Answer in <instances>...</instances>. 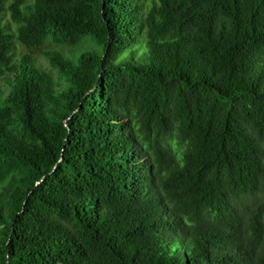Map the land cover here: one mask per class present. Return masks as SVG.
I'll use <instances>...</instances> for the list:
<instances>
[{"label":"trees","instance_id":"16d2710c","mask_svg":"<svg viewBox=\"0 0 264 264\" xmlns=\"http://www.w3.org/2000/svg\"><path fill=\"white\" fill-rule=\"evenodd\" d=\"M1 83L0 264H264V0H0Z\"/></svg>","mask_w":264,"mask_h":264},{"label":"rangeland","instance_id":"374dc122","mask_svg":"<svg viewBox=\"0 0 264 264\" xmlns=\"http://www.w3.org/2000/svg\"><path fill=\"white\" fill-rule=\"evenodd\" d=\"M7 21H9V20H8L7 16L4 15L3 18H2V23L3 22H7ZM10 25H11V29L13 30L14 29V25L11 22H10ZM14 47H15V50H14L15 60H17L21 55H23L24 53L27 52V50L24 47L17 46L15 43H14ZM39 63L41 65H46V62L41 57H39ZM7 91H8L7 85L5 83H1L0 84V92H2V94H6Z\"/></svg>","mask_w":264,"mask_h":264}]
</instances>
